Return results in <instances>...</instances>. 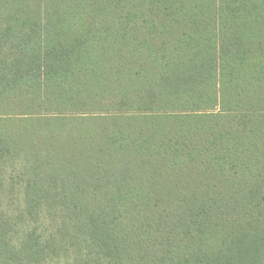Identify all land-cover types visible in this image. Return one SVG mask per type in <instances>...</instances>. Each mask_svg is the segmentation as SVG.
Here are the masks:
<instances>
[{
	"label": "trees",
	"instance_id": "obj_1",
	"mask_svg": "<svg viewBox=\"0 0 264 264\" xmlns=\"http://www.w3.org/2000/svg\"><path fill=\"white\" fill-rule=\"evenodd\" d=\"M0 264H264V0H0Z\"/></svg>",
	"mask_w": 264,
	"mask_h": 264
},
{
	"label": "rangeland",
	"instance_id": "obj_2",
	"mask_svg": "<svg viewBox=\"0 0 264 264\" xmlns=\"http://www.w3.org/2000/svg\"><path fill=\"white\" fill-rule=\"evenodd\" d=\"M10 184L11 182L7 178L0 181V209L14 211L25 207L23 195H16L17 191H12L13 189Z\"/></svg>",
	"mask_w": 264,
	"mask_h": 264
}]
</instances>
